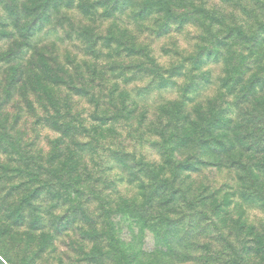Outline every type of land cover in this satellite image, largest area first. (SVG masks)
<instances>
[{"label":"rangeland","instance_id":"374dc122","mask_svg":"<svg viewBox=\"0 0 264 264\" xmlns=\"http://www.w3.org/2000/svg\"><path fill=\"white\" fill-rule=\"evenodd\" d=\"M79 2L72 9L60 8L52 23L36 34L33 46L54 53L61 64L74 67L76 77L85 76L102 91L98 96L103 101L99 107L86 98L73 99V114L89 131L88 136L83 134L76 140L92 146L81 154L80 173L84 170L86 173L72 190L73 198L82 202L83 208L77 211L65 196L59 199L56 194L66 195V192L55 178H50L55 187L40 192L34 212L28 210L18 225L10 219L20 201L41 185L35 177L24 175L25 156L35 155L37 164H47L53 142L60 137L44 125L42 109L34 98H29L33 102L30 105L17 95L0 117V134L9 131L7 139L0 140V164L4 167L0 170L3 176L0 225L12 227V233L3 240L14 263L93 264L89 257L93 251L100 254L108 251L101 237L106 224L101 207L104 199L111 200V206L105 207L113 212L119 224L124 247L142 264H197L178 262L172 254L168 257L166 249L171 245L176 250L182 245H218L216 239L220 237L213 230L218 218L233 230L230 241L234 245L252 238L250 228L264 233V206L242 189L235 170L219 165L222 162L215 157L214 145L199 147V113L209 112V118L214 111L224 121L232 119L236 124L240 117L242 126L252 129L251 119L261 117L264 111V87H257L259 96L254 99L240 93L243 85L232 82L231 75L235 73L232 70L239 66V56H248V50L232 41L229 46L222 45L218 39L227 37L232 28L240 27L259 40L261 35L256 28L257 22H264V0H185L178 4L176 17L166 20L164 16H154L148 21H138L135 15L138 8H130L123 14L113 13V3L110 7H97L87 16ZM200 8L211 16L199 14ZM208 18L218 21L213 23ZM9 21L7 11L0 5V32L2 24ZM84 28L93 31L88 45ZM10 30L11 27L7 31ZM112 36L116 40L109 42ZM119 39L121 44L117 42ZM133 43L146 52L129 55L124 47ZM9 44L8 39L0 37V52ZM217 53L220 54L216 57ZM249 62L248 67L252 61ZM253 74L249 72L244 79L249 80ZM4 75V68H0V80ZM2 88L0 83V103ZM111 102L122 114L118 120L103 123L95 113H109ZM113 115L114 111L109 118ZM258 124V128H264ZM176 133L190 136L192 142L181 147L183 140L173 139ZM10 136L20 145L16 141L12 143ZM92 136L99 140L94 142ZM166 161L189 163L191 167L179 171L175 188L180 194L173 192L166 196L160 209L157 204L161 200L149 198L155 181L148 168H160ZM38 166L28 170L36 171ZM174 175L173 170L167 171L171 181ZM78 190L82 192L80 199H77ZM125 204L135 209L134 216L117 212ZM158 213L164 215L162 221L156 217ZM84 214L93 221L92 225L86 224ZM37 217H40L39 231H33L31 224ZM209 226L208 235L199 237V230ZM239 227L243 230H237ZM24 231H31L35 237L26 236ZM91 231L100 238L93 242L86 239L84 233ZM199 254L197 251L186 255L198 257ZM98 264L113 263L104 260Z\"/></svg>","mask_w":264,"mask_h":264},{"label":"trees","instance_id":"16d2710c","mask_svg":"<svg viewBox=\"0 0 264 264\" xmlns=\"http://www.w3.org/2000/svg\"><path fill=\"white\" fill-rule=\"evenodd\" d=\"M182 1L185 0H99L95 3H90L89 0H0V5L4 6L10 18L9 22L2 24L1 28L3 30L0 32V37L8 39L10 43L6 50L0 52V68L5 70V75L0 80L3 85L0 117L4 116V109L15 100L17 95L20 94L30 105L33 104L29 100L32 97L42 109L44 125H47L60 136L53 142L52 154L47 160V164H37L35 155L25 156L24 159L27 162V166H25L24 175L35 177L37 179L36 182L41 185L24 197L20 201L19 208L14 214L11 213L10 219L13 220L14 225L23 222L25 213L28 210L34 212V202L39 200L40 192H48L54 189L55 186L53 182L51 183L50 178H55L61 190L66 192V195H60V192L56 194L59 199H63L65 196L68 203L75 204V206H72L77 211L83 208L82 202H76V199L73 198L72 190L74 186H79L81 178L86 173L85 170L80 173V166H82L83 160L81 154L86 147L91 149L92 146L91 143L76 140L77 137H81L83 134L88 136L89 131L87 132V127L83 121L79 120V118L76 120L77 116L73 114V99L86 98L96 107H99L103 102L98 97L102 94L101 90H97L98 86H94L91 81H87L85 76L76 77L74 67L71 69L69 68L70 64H61L54 53L41 49L38 45L33 46L36 34L52 23L53 17L57 15L56 13L60 11V8L72 9L76 2H79L80 9L87 16L96 10L97 7L103 6L106 8L113 3V13L123 14L130 8H138V12L135 13L138 21H148L154 16H164L166 20L176 17V9ZM198 13H202L205 17L211 16L210 12L202 8L199 9ZM208 19L213 23L218 21V18ZM256 19L259 21L258 18ZM257 24V34L261 35L259 40L256 39V36L249 35L240 27L232 28L227 37L218 38L219 43L222 45L229 46V41H232L235 44L245 46L246 51L248 50V56H239V66L235 71L232 70V73H235L231 77L234 79L232 82H236L238 86H244L240 93L254 99L259 96L257 87L260 85L264 87V22H257ZM10 27L12 30L7 31ZM83 30L85 31V36L87 35L88 45L91 43L90 38L93 35V31L87 28ZM112 39L116 40V37H109L108 41L110 42ZM117 42L121 44L120 39ZM47 49L49 50V48ZM89 49L91 51L92 48L90 47ZM124 50L131 56L142 55L146 52L144 48H136L134 43L124 47ZM219 54L217 53L216 57ZM249 61H252L251 65H253V68H251V65L248 67ZM77 68L78 66H75V69ZM249 72H254V74L246 81L244 78ZM105 93L104 95H107ZM259 103L263 105L261 101ZM112 104L114 102L109 104V113L107 111L95 113L99 121L105 123L108 120H118L120 118L121 109ZM113 111L114 115L109 118ZM203 114L199 113V147L214 145L216 147L215 151H213L215 157L222 162L219 165L235 170L238 173L242 189L247 194H252L253 198L264 206V128H258V122L264 127V111L260 115L261 117L256 118L254 116L251 119L249 125H252L254 131H251V128L248 129L242 126L244 122L240 121V117L237 118V123L239 124H236L232 119L224 121L214 111L209 118H207L209 112L205 115ZM201 123L205 125H201ZM106 125L104 124L103 126L105 127ZM8 134L9 131L8 133L0 134L2 136L0 140L5 141ZM10 138L12 143L16 141L20 145L16 138L12 136ZM91 138L94 142L99 140L96 136ZM173 139L183 140L181 147L192 142L190 136L184 137L179 133L174 134ZM10 147L15 148L13 144H10ZM37 165L40 166H38L36 171L34 169L28 170L30 167ZM210 165L216 166L217 164L210 163ZM190 167L189 163L177 164L166 161L164 166L160 168L157 166L148 168L149 174L153 176L152 179L155 181L152 184L153 190L149 195L150 200H161L160 204L157 205L160 206V209H163L166 196L173 192L176 195L180 194V191L175 188V180L180 175L179 171H188ZM169 169L173 170L175 174L173 181L166 176ZM0 170H4L2 164H0ZM15 171L20 172L19 168H16ZM2 179L3 176L1 175L0 182ZM76 194L78 195L77 199H80L82 192L78 190ZM203 201H207V198H203ZM110 203L111 200L109 199L101 201L106 221L105 232L101 234V237H103L108 251L105 254H100L97 250L93 251L92 256H89L91 261L93 264H98L104 260H111L113 264H142L134 260L135 255L124 247V242L120 239L118 233L119 224L116 218L113 217V212L105 207L111 206ZM127 210H131V212ZM134 210L132 206L125 204L117 212L122 213L121 215L131 214L134 216ZM160 215L161 213H158L156 217L162 221L164 215ZM84 218L86 224H93L88 215L84 214ZM39 219L40 217H37L32 222L33 231H39ZM226 226L225 221L223 219L219 221V218L216 224H213V230L220 237L216 239L218 245L215 244L213 246V243L205 245H200L199 243V246L193 247L182 245L179 250L174 249V245H171V248L168 246L166 249L168 257H170L169 254H172V256L177 258L176 261L182 263L194 261L197 264H264V233L254 232L253 228H250L252 238L243 239L237 245H234L230 241V238L233 237V230H229ZM210 227H204L199 230V237L208 235ZM153 228L157 230V227ZM56 230L58 231L59 227ZM237 230H243V227H239ZM11 233L12 227L6 228V226L0 225V247L3 259H0V264H15L14 259L10 256L8 246L4 245L5 241L3 240ZM24 234L35 237V234L31 231H24ZM42 235H44V238L45 234ZM84 237L91 242L100 238L97 232L92 231L85 232ZM197 251L200 253L198 257H188L186 255ZM162 254L165 255L164 252ZM35 257H37V254L33 256V260H35Z\"/></svg>","mask_w":264,"mask_h":264}]
</instances>
